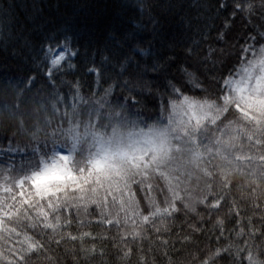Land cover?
Listing matches in <instances>:
<instances>
[{"label": "snow or ice", "instance_id": "snow-or-ice-1", "mask_svg": "<svg viewBox=\"0 0 264 264\" xmlns=\"http://www.w3.org/2000/svg\"><path fill=\"white\" fill-rule=\"evenodd\" d=\"M139 6L151 39L135 31L111 37L99 66L93 59L96 46L92 41L85 51L76 33L69 40V33L55 27L45 38L26 37L25 47L32 52L27 53L25 63L23 56L12 51L9 35L23 26L7 7L0 9V44L9 42L7 52L0 47V123L27 122L45 129L23 148H16L22 159L7 167L9 182L13 187L17 182L20 187L30 183L36 188L32 195L41 197L64 194L63 201L56 197L45 205L25 204L23 199L0 202V217L32 231V236H26L28 243H20L15 264H105L103 257L108 252L103 243L96 247L97 241L105 240L110 241L121 264H155V256L162 253L167 257L176 248L171 240L163 239L170 234L178 237L181 247L177 251L186 253V259L196 260L195 253L201 252L199 264H264V0H215L214 17L207 15L208 6L203 4L196 5L195 15L182 14L185 5L181 0H139ZM186 35L199 39L185 41ZM73 58L82 61L85 74L98 77L97 84L102 73L106 83L119 77L115 88L120 94L99 105L85 103L77 111L69 104V96L79 95L81 82L61 78L67 68H75ZM37 62L40 66L33 67ZM240 65L248 66L243 76L237 71ZM109 71L116 76H108ZM41 82L46 89L38 87ZM61 85L67 89L63 95ZM89 93L98 95L91 87ZM185 93L192 94L191 106L205 109L207 123L197 121L188 128L159 115L155 124L141 118L149 105L164 113L170 101L178 102L181 97L189 101ZM51 120L56 129L72 125L71 139L65 137L60 143L67 154L57 151L63 133L46 132ZM233 125L243 133L234 138L239 143L230 142L221 151L216 133ZM217 159L222 163H216ZM225 163L235 166L225 168ZM169 177L175 179V187ZM84 183L121 195L132 184L146 193L154 187L160 201L158 204L146 194L143 211L136 204L132 216L127 211L123 217L101 211L95 222L85 221L79 219V210L73 215L67 193L73 185ZM181 185L183 191L191 193L194 187L201 194L196 202L204 206L208 217L196 212L182 237L179 232L170 233L166 223L179 219L181 213L186 215L189 209L186 198L177 195ZM9 199L15 201V196ZM117 200L112 197L113 204ZM125 204L119 200L118 207L123 210ZM241 206L246 219L237 236L244 239L201 251L198 234L204 232L213 213L224 211L236 223ZM42 207L51 210V217L45 214L38 223L30 213ZM74 218L75 234L68 231ZM93 223L96 229L111 226L106 230L115 231L108 237L82 231ZM217 224L223 225V221ZM6 231L9 236L4 239L20 235L14 228ZM217 232V239L224 235L222 227ZM169 264H180V260Z\"/></svg>", "mask_w": 264, "mask_h": 264}, {"label": "trees", "instance_id": "trees-1", "mask_svg": "<svg viewBox=\"0 0 264 264\" xmlns=\"http://www.w3.org/2000/svg\"><path fill=\"white\" fill-rule=\"evenodd\" d=\"M181 2L185 5V8L181 10L182 14H187L188 16L195 15L196 11H198L196 5L203 4L208 6V16L214 17L215 15L212 8L215 0H181ZM189 5H191V7H189ZM5 7L9 9L10 15L14 14L17 21L23 26L16 31L15 35L11 32H9V35L11 36V42L14 45L12 51L16 53L17 56H23L25 63L28 62L27 53L32 52L31 47H25L26 37L32 36L37 40L45 38L53 27L58 28L61 32L69 33V40L73 39L71 34L76 33L77 38L84 43L85 51H87L88 41H92L96 46L93 48V59L96 62V66H99L100 61L102 60V55H107L105 46L110 42V39L113 36H119L124 32L135 31L139 36L145 37L146 40L151 39L148 30L143 27L146 23L145 13L139 6V0H0V9ZM51 34L55 35L54 32ZM190 38L199 39V37H190L189 35L183 37L185 41H189ZM0 39H3V37H0ZM8 44L9 42L5 40L4 44H0V47L4 48L7 52ZM141 47L147 48V44H142ZM177 50L179 51L181 49L178 48ZM259 58L260 57L258 56L257 60H259ZM33 59H35V56H33ZM142 59L145 61L150 60V56H143ZM9 63H11L13 67L16 66L13 61H9ZM72 64L75 65V68H67L61 78L69 82H75L77 80L81 82L79 95L69 96V104H72L77 111H79L85 103L88 105H99L103 103L104 99L111 100L113 96H118L120 94V90L115 88V84L119 81V77L106 83V77L102 73L99 77V84H97L96 81L98 77L85 74L81 60L73 58ZM39 66V62L33 65V67L37 68ZM247 69V65L237 66V71L241 76L245 74ZM173 74H176L175 69H173ZM33 75H35V73H33ZM108 76L115 77L116 74L109 71ZM239 78L240 76L237 77V79ZM38 87L47 88L43 82H41ZM90 87L95 93H98V95H90ZM101 87L104 91L100 90ZM61 88L63 89L61 95H63L67 89L63 85H61ZM185 95L189 96V101L192 100L191 93H185ZM186 102L187 101H185L183 97H181L178 102L170 101L168 111L164 113H158L155 108L149 105L148 113L141 118L148 120L149 124H155L157 122V116L159 115L162 119L167 117L169 120L175 122L177 126L188 128L195 126L197 121H200L202 125L207 123L205 117L200 120L191 118L190 121L178 123L177 109L185 107ZM149 117H151V119H149ZM71 128L72 125H69L67 128L56 129L55 120H51L46 132L48 134H52L54 131L57 134H60L61 132L63 133L60 140L57 141V150L58 148H61L60 143L65 137L71 139ZM44 131L45 129L42 125L36 127L27 122L19 125L0 123V202L7 201L8 203H15L23 199L25 204L38 202L41 205H45L49 199L55 200L56 197H60L61 201H63V193H56V197L51 196L50 193H45L43 197L32 195L36 192V188L35 186H30V183L24 184L23 187H20L17 182V185L13 187L9 182L8 174L6 172L10 163L16 162L18 164L22 159L21 154L16 151V148H23L30 139L34 140ZM242 134V131H238L236 125L224 129L222 134L216 133V136L221 139V151H223V147L230 142L239 143V140H234V138L242 136ZM10 139L13 140L11 143H9ZM215 162L222 163L219 159ZM184 165L191 170V165L188 164L187 160L184 161ZM234 166L235 163H233V165L224 164L225 168ZM201 167H203L202 162ZM169 183L174 187L176 186V181L172 177H169ZM92 187L96 188L95 192L90 191V188ZM183 187L184 186L181 185L177 188V195L186 198L185 202L189 204L187 214L185 215L184 213H181L179 219L175 221H166L169 232H179L181 237L184 235L185 231H188L187 222L192 219L196 212L200 213L205 219L208 218L203 211L204 206L196 202L201 194H199L194 187L191 193L181 190ZM5 188H8L10 191H5ZM81 188L83 191H81ZM67 193L69 197L68 202L72 206L73 215L75 216L77 210H79V219L85 221L91 220L93 222L99 219V213L101 211L105 213L118 212L121 217H123L124 211H127L128 215L132 216V209L136 204H139L140 210L143 211L146 201L142 199V197L146 194L154 197L158 204L160 201V197L157 195L154 187L146 193L141 188H138L136 184H132L129 188L123 189V195H121L119 191L114 190L106 193L104 187L93 186L90 183L73 185L71 188L67 189ZM10 195L15 196V201L9 199ZM113 196L118 197L116 204L112 203ZM119 200L126 201L123 210L118 207ZM101 201H103V203H101ZM160 206L163 207V205ZM179 206L180 202L177 201V207ZM192 208H195V212L191 211ZM45 214L49 215L50 219L51 210L48 207L37 208L30 213V216L39 223ZM63 214L64 213H62V215ZM113 218L115 219V217ZM245 219L246 217L244 216L243 206H241L240 209V219L237 220L236 223H232L233 217L231 215L226 216L224 211H221L219 214L213 213L210 222L204 225V232L198 234L200 237L201 251H207L208 249L218 247L221 243L229 244L244 239L243 236L238 237L237 232L243 227ZM218 220L223 221V225H218ZM0 222H2L3 225V227L0 228V233H2V236H0V264H8L9 261H11L12 264H15V261L19 256L18 250L20 248V243L24 242L27 244L28 240L26 239V236H32V231L25 229L22 226H17L15 223H9L6 217H0ZM40 227H43V224H40ZM76 227L77 220L74 218L72 228L68 229V231H73ZM110 227L111 226H105L96 229L93 223L91 226L84 227L82 231L103 233L108 237L115 231L114 229H112L111 232L106 230ZM131 227V224H129V230H131ZM218 227H222L224 231V235L219 237V239H217ZM9 228H14L17 233H20V235L11 236L10 239H4V237L9 236V233L6 231V229ZM209 229H211V231H209ZM244 231L247 232L248 229L245 228ZM73 234H75L74 231ZM149 235L154 234L149 233ZM163 239L171 240L175 243L176 248L171 251H168L167 249L164 250L168 251L167 257L162 253L155 256V264H169L170 260L177 258H179L180 264H199V257L201 255L200 251L195 253L197 257L196 260H191V258L186 259V253L185 255H180L177 251L181 247L180 243L177 242V236L170 234L164 236ZM101 243H103L104 249L108 252V255L103 257L105 264H121L119 258L115 256V249L111 247L110 241H97V249L100 248ZM9 249H13V254H9Z\"/></svg>", "mask_w": 264, "mask_h": 264}, {"label": "rangeland", "instance_id": "rangeland-1", "mask_svg": "<svg viewBox=\"0 0 264 264\" xmlns=\"http://www.w3.org/2000/svg\"><path fill=\"white\" fill-rule=\"evenodd\" d=\"M176 113L178 123L190 121L191 118H194L195 120H200L205 117V109L191 106V101H187L185 103V107H180L179 109H177ZM57 151H60L63 154H67V150L64 148H58Z\"/></svg>", "mask_w": 264, "mask_h": 264}]
</instances>
